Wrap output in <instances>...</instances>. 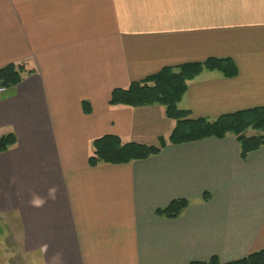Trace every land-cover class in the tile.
<instances>
[{
	"label": "crops",
	"instance_id": "obj_1",
	"mask_svg": "<svg viewBox=\"0 0 264 264\" xmlns=\"http://www.w3.org/2000/svg\"><path fill=\"white\" fill-rule=\"evenodd\" d=\"M210 58L238 75L204 71L181 110L214 121L264 107V0H0V69L33 71L0 95V137L18 140L0 154V218L33 264L230 262L264 249V146L243 159L228 135L89 165L98 138L159 146L176 127L160 105L111 107L115 89ZM181 199L179 218L157 215Z\"/></svg>",
	"mask_w": 264,
	"mask_h": 264
},
{
	"label": "trees",
	"instance_id": "obj_2",
	"mask_svg": "<svg viewBox=\"0 0 264 264\" xmlns=\"http://www.w3.org/2000/svg\"><path fill=\"white\" fill-rule=\"evenodd\" d=\"M204 71L218 72L224 77L234 78L238 75L235 62L230 58H210L204 63H190L178 67H165L159 73L142 81L133 82L126 89H115L109 105L111 107L142 108L154 105L165 107L166 115L176 122L169 141L160 138L159 146L138 143H123L113 135L96 139L92 143L89 165L96 168L101 164L124 165L135 161L147 160L158 155L168 143L181 145L195 143L209 138L225 139L233 135L241 149L243 159L264 146V107L224 115L217 120L193 119L191 112L181 110L179 104L187 93L189 83ZM26 71L24 65L10 64L0 69V80L7 89L17 87L23 81ZM85 113H90L88 103L83 104ZM257 132L249 136L248 132ZM18 143L14 133L0 137V154L8 152ZM209 196H205V200ZM189 207L186 199L175 200L168 207L157 210V215L167 219H177ZM191 264H264V249L249 256L230 262H222L213 257L207 262Z\"/></svg>",
	"mask_w": 264,
	"mask_h": 264
},
{
	"label": "rangeland",
	"instance_id": "obj_3",
	"mask_svg": "<svg viewBox=\"0 0 264 264\" xmlns=\"http://www.w3.org/2000/svg\"><path fill=\"white\" fill-rule=\"evenodd\" d=\"M257 132L249 131L248 135ZM8 218H0V264H33L23 249L19 247L18 229L8 222Z\"/></svg>",
	"mask_w": 264,
	"mask_h": 264
},
{
	"label": "built area",
	"instance_id": "obj_4",
	"mask_svg": "<svg viewBox=\"0 0 264 264\" xmlns=\"http://www.w3.org/2000/svg\"><path fill=\"white\" fill-rule=\"evenodd\" d=\"M8 89L2 84L0 80V95L6 94Z\"/></svg>",
	"mask_w": 264,
	"mask_h": 264
}]
</instances>
